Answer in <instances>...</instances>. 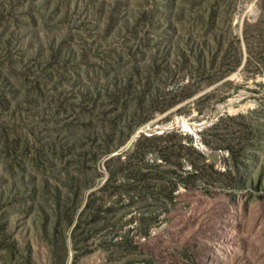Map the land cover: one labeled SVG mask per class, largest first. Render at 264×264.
Wrapping results in <instances>:
<instances>
[{"label":"rangeland","instance_id":"rangeland-1","mask_svg":"<svg viewBox=\"0 0 264 264\" xmlns=\"http://www.w3.org/2000/svg\"><path fill=\"white\" fill-rule=\"evenodd\" d=\"M0 264H264V0H0Z\"/></svg>","mask_w":264,"mask_h":264}]
</instances>
